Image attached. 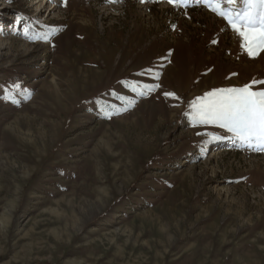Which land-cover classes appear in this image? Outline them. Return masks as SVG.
<instances>
[{
  "label": "rangeland",
  "instance_id": "374dc122",
  "mask_svg": "<svg viewBox=\"0 0 264 264\" xmlns=\"http://www.w3.org/2000/svg\"><path fill=\"white\" fill-rule=\"evenodd\" d=\"M239 43L194 0H0V264H264V153L190 107L264 80Z\"/></svg>",
  "mask_w": 264,
  "mask_h": 264
},
{
  "label": "snow or ice",
  "instance_id": "6c2138e0",
  "mask_svg": "<svg viewBox=\"0 0 264 264\" xmlns=\"http://www.w3.org/2000/svg\"><path fill=\"white\" fill-rule=\"evenodd\" d=\"M122 2L123 0H105L106 4ZM140 2L145 3L146 0ZM167 2L173 7L187 8L193 0ZM194 2L206 7L229 26L239 38L240 49L249 58H256L264 53V0H194ZM149 71L150 69H146L145 73ZM257 84L264 85V80H253L239 88H216L206 91L190 102L194 113L193 120L199 124L217 125L231 133L241 144L264 153V89L254 90ZM164 96L177 98L171 92H165Z\"/></svg>",
  "mask_w": 264,
  "mask_h": 264
}]
</instances>
